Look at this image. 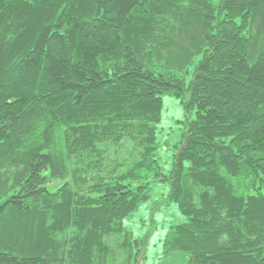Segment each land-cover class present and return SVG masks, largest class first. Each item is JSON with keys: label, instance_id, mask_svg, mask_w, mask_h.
I'll list each match as a JSON object with an SVG mask.
<instances>
[{"label": "trees", "instance_id": "trees-1", "mask_svg": "<svg viewBox=\"0 0 264 264\" xmlns=\"http://www.w3.org/2000/svg\"><path fill=\"white\" fill-rule=\"evenodd\" d=\"M160 184L165 264H264V0H0V264H142Z\"/></svg>", "mask_w": 264, "mask_h": 264}, {"label": "rangeland", "instance_id": "rangeland-1", "mask_svg": "<svg viewBox=\"0 0 264 264\" xmlns=\"http://www.w3.org/2000/svg\"><path fill=\"white\" fill-rule=\"evenodd\" d=\"M194 66L190 68V77ZM188 76V79L190 78ZM186 110L184 104L174 95H164L162 101V119L159 124L161 137L167 142L168 148L162 151V163L165 171H169L173 164L171 148L181 140L183 121ZM169 187L160 184L153 194L152 199L142 204L139 211L130 221L129 226L137 238L148 235L146 257L142 264H165L163 258V239L172 224H178L183 216L174 205L164 206L156 202L162 201V193L168 192Z\"/></svg>", "mask_w": 264, "mask_h": 264}]
</instances>
